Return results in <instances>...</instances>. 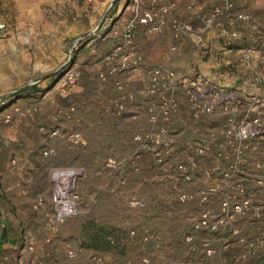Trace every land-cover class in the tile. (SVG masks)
Listing matches in <instances>:
<instances>
[{
  "label": "rangeland",
  "instance_id": "1",
  "mask_svg": "<svg viewBox=\"0 0 264 264\" xmlns=\"http://www.w3.org/2000/svg\"><path fill=\"white\" fill-rule=\"evenodd\" d=\"M112 1L0 0V137L6 142L0 147V264H264L262 189L239 175L224 178L228 160H199L185 182L168 169L184 160L182 152L158 167L133 142L146 130L143 108L154 98L144 93L139 74L111 73L101 61L128 16L130 0L111 7ZM232 2V13L244 10L256 22L252 11ZM213 10L196 9L192 26L200 28L199 16ZM215 23L222 29V15ZM185 65L178 62L173 70L186 86L197 74L209 79L210 70L215 79L229 73L225 79L235 82L243 69L239 58H214L205 68ZM67 72L75 78L71 85ZM120 93L132 98L114 117ZM5 115L8 123L2 122ZM52 130L56 134L49 137ZM74 133L79 137L71 140ZM187 137L182 133L176 143ZM47 147L53 153L43 156ZM252 161L245 159L247 174L262 178ZM57 170L72 174L68 195L75 201V214L59 222L51 201ZM239 187L252 202L235 213L231 204L242 199ZM179 194L187 201L177 202ZM131 200L144 207L131 206ZM225 214L233 216L230 222L216 221ZM202 215L215 230L193 228Z\"/></svg>",
  "mask_w": 264,
  "mask_h": 264
},
{
  "label": "built area",
  "instance_id": "2",
  "mask_svg": "<svg viewBox=\"0 0 264 264\" xmlns=\"http://www.w3.org/2000/svg\"><path fill=\"white\" fill-rule=\"evenodd\" d=\"M221 1V9L215 8L211 14L199 16L201 26L196 29L192 26L190 18L176 15L173 0H130L126 7L128 16L117 41L101 61L108 66L111 73L118 70L129 75L139 74L144 83V93L154 98L143 108L146 130L140 136H133L132 140L158 167L163 165L164 158L182 152L184 160L173 162L168 169L170 167L183 181L188 182L191 171L199 160H228L230 164L227 172L223 174L224 178L239 175L244 181L249 180L256 188L264 191V70L259 66L264 64V32L244 10L232 13V0ZM190 10L191 6H185V11ZM219 15L224 18L225 26L230 28L225 36L226 46H230L233 40L237 39L238 27L247 29V39L250 40L249 44L237 49L240 67L243 69L237 76L241 77L242 81L236 87H229L220 79H206L198 74L186 86V79L178 77L171 67L145 66L133 52L135 33L140 27L148 35L160 34L167 29L174 41L188 40L191 45L190 53L197 55L202 52L204 39L212 26H216L215 19ZM3 30L4 25L0 23V32ZM169 51L178 53L180 50L173 45ZM255 54L260 58H254ZM115 59L119 60L116 67L112 66ZM228 75L229 73H223L221 77ZM97 78L103 82L105 75L98 73ZM74 80L72 73L65 74L67 84H73ZM117 88L120 90L121 85ZM181 94L185 99L184 106L180 102ZM131 98L127 93H120L113 102L112 115L118 117ZM3 105L4 102L0 99V107ZM56 116L65 120L70 118L69 113L60 111H57ZM2 122L8 123L9 117L3 116ZM182 133H186L188 137L178 145L176 137L182 136ZM55 134L56 130H52L49 137ZM69 137L76 140L79 136L74 133ZM5 145L6 142L0 137V147ZM52 153V148L47 147L42 155L50 156ZM250 158L253 159V170L256 173L258 171L262 178L247 174L245 159ZM64 171L67 170H57L52 175L56 180L55 185L59 180L61 186H55L51 196L52 218L56 222L75 214V201L68 195L69 183L73 177L68 179L57 175ZM203 172L208 175L207 170ZM239 193L242 199L231 204L235 213L248 208L252 202V199L246 196L244 188L239 187ZM187 199L185 194L177 196L179 203L186 202ZM129 204L137 208L144 207L142 200H131ZM221 205L225 207L227 203L222 202ZM232 217L225 214L218 216L216 221L226 223L230 222ZM256 218L258 219L259 215H256ZM208 223V217L202 215L198 217L193 228L216 229V226H209ZM205 253L210 255L214 251L206 249ZM66 255L68 258L74 256L70 251H67ZM140 264H149V261L142 259Z\"/></svg>",
  "mask_w": 264,
  "mask_h": 264
},
{
  "label": "crops",
  "instance_id": "3",
  "mask_svg": "<svg viewBox=\"0 0 264 264\" xmlns=\"http://www.w3.org/2000/svg\"><path fill=\"white\" fill-rule=\"evenodd\" d=\"M173 1L175 2L176 6V15L183 18H192L194 14L197 13L200 9L213 10L214 7L218 9L222 8L221 0ZM215 2L218 3V6H214ZM234 3L235 5L236 3L242 5L239 6L240 8L245 7V9H248L250 12L252 11L256 18L257 24L259 25L260 29L264 32V0H234ZM187 5L191 6V10L188 12L185 11V6ZM119 19H121V17ZM229 30L230 28L226 27L224 23L222 25V29L216 28L214 25V27L209 30L205 37L202 52L197 55H192L190 53L191 45L188 40L174 41L167 29L163 30V32L160 34L148 35L146 34L143 28L139 27L135 33L133 50L139 58H142V64L148 67L169 66L173 70V67H175L178 62H185V67L187 68L190 64V68L192 69L194 63L197 64L196 68H205L207 64L214 63V58H240L237 49L249 44L250 40L247 39V29L245 27H238L236 28L238 34L237 39L233 40L230 46H226L225 36ZM173 45L177 46L180 50L178 53L169 51L170 47ZM96 57L97 54L94 53L92 58ZM254 58H260V56L255 54ZM262 58H264V54H262ZM209 67H211L212 69V65H209ZM177 69L178 68H176V70ZM208 73L209 74L207 75V77L209 79H215V76L213 75V70H210ZM220 78V81L224 84H227L229 87H236L242 81L241 77L237 78L235 82L230 81V79H225L224 77ZM230 78L232 79V77ZM4 240L5 238L2 237L0 244H2Z\"/></svg>",
  "mask_w": 264,
  "mask_h": 264
},
{
  "label": "bare ground",
  "instance_id": "4",
  "mask_svg": "<svg viewBox=\"0 0 264 264\" xmlns=\"http://www.w3.org/2000/svg\"><path fill=\"white\" fill-rule=\"evenodd\" d=\"M56 174H57V173H56ZM56 174H55V177H56ZM57 175H59V176H65V177H67L68 179L72 177V174H71L69 171L59 172ZM58 181H59V180H58ZM58 181H57V183H56L57 188L61 187V186L59 185Z\"/></svg>",
  "mask_w": 264,
  "mask_h": 264
},
{
  "label": "trees",
  "instance_id": "5",
  "mask_svg": "<svg viewBox=\"0 0 264 264\" xmlns=\"http://www.w3.org/2000/svg\"><path fill=\"white\" fill-rule=\"evenodd\" d=\"M115 3H116V0H113V1H112V4H111V7H113V6L115 5ZM20 91H21V90H20ZM1 237H2V236H1ZM105 243H109L108 240L105 241Z\"/></svg>",
  "mask_w": 264,
  "mask_h": 264
}]
</instances>
